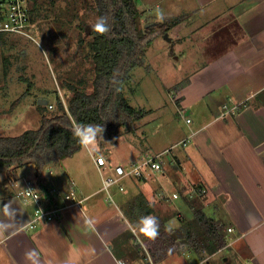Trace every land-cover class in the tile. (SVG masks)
Returning a JSON list of instances; mask_svg holds the SVG:
<instances>
[{"label":"crops","instance_id":"0c3cea01","mask_svg":"<svg viewBox=\"0 0 264 264\" xmlns=\"http://www.w3.org/2000/svg\"><path fill=\"white\" fill-rule=\"evenodd\" d=\"M166 1L169 7L158 3L148 15L151 23L183 19L166 35L173 47L163 70L172 68L184 77L172 84L176 99L169 94L173 111L184 119L182 133L166 118L167 125H154L159 149L141 148L124 164L98 167L94 159L78 165L65 159L62 172L44 173V181L48 188L68 192L73 180L79 205L35 230L27 227L31 208L13 186L14 181L21 184V177H35V168L11 170L6 180L13 181H6L0 192V221L9 226L7 232L0 230V264H31L25 253L32 249L39 264H155L146 248L148 238L139 231L144 203L165 220L180 245L158 264H264V0ZM165 50L158 41L157 51ZM156 70L159 74V67L151 65V73ZM178 144L186 148L176 150ZM146 153L162 154L161 171L124 179V190L113 187L108 200L101 190L102 174L110 176L116 165L129 166ZM197 185L207 195L188 201L187 190ZM160 193L180 197L163 201ZM196 200L226 239L212 255L191 248L182 229L194 219L189 204ZM8 202L15 209L12 215L3 208Z\"/></svg>","mask_w":264,"mask_h":264},{"label":"rangeland","instance_id":"374dc122","mask_svg":"<svg viewBox=\"0 0 264 264\" xmlns=\"http://www.w3.org/2000/svg\"><path fill=\"white\" fill-rule=\"evenodd\" d=\"M158 3H162L164 9L170 5L166 0H138L142 28L155 23H151L152 17L150 18L148 12H151L149 8ZM34 4L33 14L31 4V24L25 30L26 35L0 34V136L17 137L27 130H38L43 118L38 106H45L46 114L53 116L57 113L58 103L62 100L65 104L68 98L72 97V86L85 90L86 84H90L89 90L94 78V63L89 52V42L92 41V26L96 24L98 17L89 2L58 0L52 5L48 0H36ZM168 40L166 35L155 40L154 46L145 53V65L135 68L131 74L132 80L124 86V94L130 105L147 111L148 115L135 122L132 130L121 127L116 140L112 135L104 134V140L98 143L97 148L104 149L103 154L109 160L107 163L112 166L133 159L135 152L141 148L159 149L154 138V125L163 127L167 125L168 119L169 123H175L174 129L178 134L182 133L185 127L184 119H180L177 112L173 111L169 97L171 94V97L176 99L172 84L183 81L184 77L173 72L172 68L168 73L163 72L168 69L165 65H169L171 61L173 46L171 44L170 47ZM158 41L166 46L164 52L157 51ZM186 62L187 60L183 61ZM151 65H157L160 73H157L158 70L151 73ZM185 68L187 71L191 70L189 65H185ZM41 101L45 104H41ZM50 105L53 109L49 108ZM97 148L94 152L101 153ZM182 148L186 147L183 144L175 146L176 150ZM92 159L83 147L74 158H67L66 163L86 164ZM62 164L53 167L56 173L62 172ZM20 167L22 166L12 170ZM30 168L35 167L30 165L25 172L29 173ZM6 176L7 174H0V192L4 189L6 181H13L9 176L6 180ZM23 180L21 177L20 187H17L16 191L24 187Z\"/></svg>","mask_w":264,"mask_h":264},{"label":"trees","instance_id":"16d2710c","mask_svg":"<svg viewBox=\"0 0 264 264\" xmlns=\"http://www.w3.org/2000/svg\"><path fill=\"white\" fill-rule=\"evenodd\" d=\"M36 0H32V11ZM58 0H48L54 5ZM98 19L104 17L110 28L105 35L92 30L89 52L94 63L91 88L71 87L72 97L64 104L58 103L57 113L48 116L45 106H38L42 125L38 130H27L17 137L0 136V174H9L13 168L33 165L36 184L51 201L44 173L50 167L61 165L67 158L77 155L83 147L72 129L78 125L105 126V133L115 139L121 127L132 130L135 122L148 113L132 107L124 94V86L132 80L135 68L145 65V53L156 39L164 37L183 19L175 17L142 28L138 0H87ZM194 219L182 229L188 244L195 251L215 254L226 245L212 221L206 216L200 203L191 202ZM141 210V218L155 215L159 222V235L146 240L152 261L163 262L180 250L177 239L165 220L156 215L147 203Z\"/></svg>","mask_w":264,"mask_h":264},{"label":"built area","instance_id":"2783aa9c","mask_svg":"<svg viewBox=\"0 0 264 264\" xmlns=\"http://www.w3.org/2000/svg\"><path fill=\"white\" fill-rule=\"evenodd\" d=\"M31 4L32 0H0V34L10 33L26 35L25 30L31 24ZM49 108L53 109V106L50 105ZM181 113L184 114L185 112L181 110ZM187 122L189 123L190 120H187ZM185 143L186 142H184V144ZM90 154L98 167L107 165V160L103 153L92 152ZM161 159L162 154L154 156L147 153L129 166L124 167L119 165L114 167V173L112 175L105 176L102 174V190L107 193L108 199L111 201V189L113 187L118 186V189L123 191L124 186L122 185V181L124 179L136 177L139 179L145 178L147 170L152 172L161 171ZM53 173L54 169L50 167L47 174L53 175ZM23 181H25L24 187L22 186L20 191H16V194L19 199H22V201L31 208L32 218L27 224L30 230H35L41 225L43 226L58 220L67 208L79 205L80 201L77 199L75 184L72 181L68 184V192H64L60 188H49V193L51 195L50 202L46 194L42 193L37 186L35 177L24 178ZM13 186L15 188L20 187L19 181L13 183ZM205 195H207V189L197 185L187 190L185 197L192 201L199 196L204 197ZM158 196L163 201L169 199L175 200L180 197L178 193L172 196L166 193H160ZM229 231L233 232V229Z\"/></svg>","mask_w":264,"mask_h":264},{"label":"clouds","instance_id":"9594fccd","mask_svg":"<svg viewBox=\"0 0 264 264\" xmlns=\"http://www.w3.org/2000/svg\"><path fill=\"white\" fill-rule=\"evenodd\" d=\"M157 15L159 19H163V13L157 9ZM93 31L105 35L110 31V28L104 17L98 19L95 25L92 26ZM73 135L78 138L82 147L92 153L96 150L100 140H104L105 126L101 125H78L72 129ZM31 191V190H29ZM4 211L8 215H12L15 209L11 207V202L3 205ZM89 225L92 221H88ZM139 231L148 239L155 240L159 235V222L154 216L142 217L139 221ZM8 225L3 221H0V230L3 232L8 231ZM25 260L31 262V264H39V254L35 249L28 250L25 253Z\"/></svg>","mask_w":264,"mask_h":264},{"label":"water","instance_id":"95a60500","mask_svg":"<svg viewBox=\"0 0 264 264\" xmlns=\"http://www.w3.org/2000/svg\"><path fill=\"white\" fill-rule=\"evenodd\" d=\"M153 24H156V23L149 24L147 27H150V26H152ZM40 103H41V104H45L44 101H41Z\"/></svg>","mask_w":264,"mask_h":264}]
</instances>
